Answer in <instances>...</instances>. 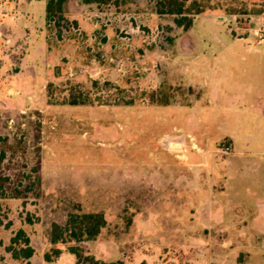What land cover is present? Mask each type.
<instances>
[{
	"label": "rangeland",
	"instance_id": "rangeland-1",
	"mask_svg": "<svg viewBox=\"0 0 264 264\" xmlns=\"http://www.w3.org/2000/svg\"><path fill=\"white\" fill-rule=\"evenodd\" d=\"M155 2L68 0L60 40L38 9L25 36L24 15L8 21L0 264H75L73 242L42 258L69 213L103 215L78 244L100 261L264 264V43L235 40L264 37V0H187L202 10L188 30ZM71 92L91 104L69 105ZM19 229L28 260L7 251Z\"/></svg>",
	"mask_w": 264,
	"mask_h": 264
},
{
	"label": "trees",
	"instance_id": "trees-1",
	"mask_svg": "<svg viewBox=\"0 0 264 264\" xmlns=\"http://www.w3.org/2000/svg\"><path fill=\"white\" fill-rule=\"evenodd\" d=\"M68 0H47L45 5V27L56 34L60 40L62 30H68L69 21L65 19L64 6ZM81 4L105 5L112 0H76ZM187 0H156L155 11L159 15L173 17V23L178 28L188 30L192 26V16L202 12L201 9H194L193 5H187ZM71 24L76 25L75 21ZM68 104L71 106L91 104L87 95L70 93ZM124 104L128 105L127 101ZM167 105V103H165ZM106 225L101 213H69L63 225L52 223L49 229L48 238L51 247L43 254V260L52 262L60 256L61 250L57 244L73 242V246L67 248L68 253L74 255L75 264H123L122 261L104 262L89 255H84L78 244L84 241H92ZM7 251L14 260H28L33 255V248L29 239L22 229H19L10 239ZM143 264V263H142Z\"/></svg>",
	"mask_w": 264,
	"mask_h": 264
},
{
	"label": "crops",
	"instance_id": "crops-1",
	"mask_svg": "<svg viewBox=\"0 0 264 264\" xmlns=\"http://www.w3.org/2000/svg\"><path fill=\"white\" fill-rule=\"evenodd\" d=\"M46 1L47 0H0V35H6V33L9 32L7 30H10L11 26L7 25L8 21H13L15 23V20L18 21L23 18L21 17L22 15H24L25 19L22 23H20L21 27H15L14 29L17 32L16 34H21L24 36L27 35L29 33L28 26L30 24H33V20H31L32 17H28V14H33V11L36 9H38L39 14L44 15V23L42 24H45ZM216 19L219 20V16H216ZM262 24L264 25V17ZM250 38H253V43H255V45H260L261 43H264V38L262 40H259L258 38L256 39L251 33L249 35L247 34L244 36H236L235 40L247 42ZM248 45L251 44L249 43ZM247 50H251V47H248ZM207 105L209 104H206L204 106L206 107ZM194 107L195 106L193 105L192 109ZM224 138H227L233 146L234 141L231 137L227 136Z\"/></svg>",
	"mask_w": 264,
	"mask_h": 264
},
{
	"label": "built area",
	"instance_id": "built-area-1",
	"mask_svg": "<svg viewBox=\"0 0 264 264\" xmlns=\"http://www.w3.org/2000/svg\"><path fill=\"white\" fill-rule=\"evenodd\" d=\"M263 29H264V26H263ZM252 35L254 37H258L259 40H262L264 37H262L261 35V30L260 29H254L252 30Z\"/></svg>",
	"mask_w": 264,
	"mask_h": 264
}]
</instances>
